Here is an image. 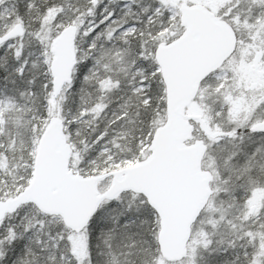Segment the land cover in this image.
Wrapping results in <instances>:
<instances>
[{
	"label": "snow or ice",
	"instance_id": "1",
	"mask_svg": "<svg viewBox=\"0 0 264 264\" xmlns=\"http://www.w3.org/2000/svg\"><path fill=\"white\" fill-rule=\"evenodd\" d=\"M0 264H264V0H0Z\"/></svg>",
	"mask_w": 264,
	"mask_h": 264
}]
</instances>
